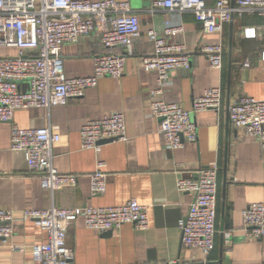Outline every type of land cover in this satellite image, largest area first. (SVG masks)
<instances>
[{
    "label": "crops",
    "instance_id": "obj_1",
    "mask_svg": "<svg viewBox=\"0 0 264 264\" xmlns=\"http://www.w3.org/2000/svg\"><path fill=\"white\" fill-rule=\"evenodd\" d=\"M140 19L141 34L129 47H115L126 55L121 77L106 76L80 98L51 108L18 109L14 122L20 127H44L60 135L53 146V164L65 174H76L74 185L51 191L39 175L29 171L25 154L12 149L11 123L0 122V208L14 210L15 233L0 243V264H35L32 245L47 241L39 222L23 215L27 208L122 205L132 198L149 207V227L139 229L125 223L112 233L88 228L82 217L67 230V245L73 264H264V237L247 234L243 211L250 203H264V148L253 137L235 127L229 106L241 94L264 100V36L245 37L247 27H257L264 18L234 14L223 31L208 33L192 12L154 7L155 0H128ZM217 0H207L214 6ZM183 26L174 36L191 54L189 69L176 68L161 97L167 102L192 108L205 89L222 86L224 101L219 111L192 112L197 124L196 142L178 148L166 146L159 119L151 108L158 74L146 71L142 58L154 51L150 29L162 32L167 26ZM206 43H222V69L210 67L201 51ZM107 49L98 30L78 42L63 46L67 76H87L94 70V57ZM16 48L0 46V56L15 55ZM250 62L249 66L245 63ZM23 90L29 83L23 81ZM124 111L127 139L101 143L100 149L82 148L81 128L90 119ZM99 161L108 173L106 191L94 193L91 174ZM218 167V197L215 248L208 256L185 247L179 221L186 217L194 195L181 192V178H197L199 171Z\"/></svg>",
    "mask_w": 264,
    "mask_h": 264
},
{
    "label": "built area",
    "instance_id": "obj_2",
    "mask_svg": "<svg viewBox=\"0 0 264 264\" xmlns=\"http://www.w3.org/2000/svg\"><path fill=\"white\" fill-rule=\"evenodd\" d=\"M154 7L179 12H192L208 33L223 31L232 15L259 14L264 18V0H217L209 6L207 0H155ZM98 30L107 51L94 57L91 75L69 77L62 57L63 46ZM183 26H167L162 32L148 31L154 51L142 58L146 71L158 74V87L153 91L151 108L159 119V128L166 146L178 148L186 142H196L198 128L192 112L214 109L219 111L224 101L222 86L205 89L193 100L192 108L167 102L162 97L169 84L170 73L176 68L189 69L191 54L184 42L174 36ZM264 36V22L247 27L245 37ZM141 34L140 19L128 0H0V46L18 50L15 55L0 56V122L11 123L12 149L25 154L29 171L39 175L44 188L51 191L74 185L76 174L61 173L53 164V146L60 135L44 127H20L14 122L18 109L51 108L80 98L103 77H121L126 69V55L115 47H129ZM201 51L211 68L224 66L222 43H206ZM264 60V49L261 51ZM246 66L250 62L245 63ZM23 81L29 89L23 90ZM229 119L235 127L256 138L264 148V100L241 94L229 106ZM82 148L100 149L99 141L107 138L127 139L124 111H114L101 118L88 120L80 131ZM99 161L91 174L94 193L106 191L108 173ZM181 192L194 195L186 217L179 221L185 247L202 250L208 256L215 248L218 167L199 171L197 178H181ZM23 215L39 222L47 233V241L32 245L35 264H70L73 250L67 245V230L82 217L88 228L98 231L119 229L132 223L139 229L149 227V207L136 198L122 205L27 208ZM14 210L0 208V243L16 231ZM243 225L250 237H264V203H250L243 211Z\"/></svg>",
    "mask_w": 264,
    "mask_h": 264
},
{
    "label": "water",
    "instance_id": "obj_3",
    "mask_svg": "<svg viewBox=\"0 0 264 264\" xmlns=\"http://www.w3.org/2000/svg\"><path fill=\"white\" fill-rule=\"evenodd\" d=\"M234 4H235V0H231V5L233 6ZM232 17H233V15H232ZM114 140L115 139H113V138H107V139H103V140L99 141V143H105V142L114 141ZM105 232L107 234H110L113 232V230H108ZM70 264H73V261ZM218 264H230V262L225 260V259H221L220 261H218Z\"/></svg>",
    "mask_w": 264,
    "mask_h": 264
}]
</instances>
